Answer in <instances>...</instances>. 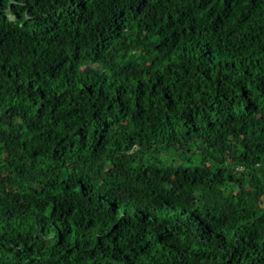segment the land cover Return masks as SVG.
<instances>
[{"label": "trees", "instance_id": "trees-1", "mask_svg": "<svg viewBox=\"0 0 264 264\" xmlns=\"http://www.w3.org/2000/svg\"><path fill=\"white\" fill-rule=\"evenodd\" d=\"M0 264H264V0H0Z\"/></svg>", "mask_w": 264, "mask_h": 264}]
</instances>
